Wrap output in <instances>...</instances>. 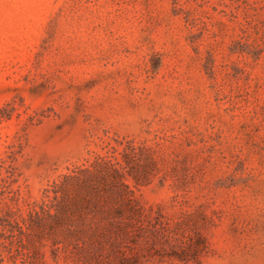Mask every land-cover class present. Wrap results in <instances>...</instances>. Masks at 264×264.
I'll return each instance as SVG.
<instances>
[{
	"label": "rangeland",
	"instance_id": "1",
	"mask_svg": "<svg viewBox=\"0 0 264 264\" xmlns=\"http://www.w3.org/2000/svg\"><path fill=\"white\" fill-rule=\"evenodd\" d=\"M0 264H264V0H0Z\"/></svg>",
	"mask_w": 264,
	"mask_h": 264
},
{
	"label": "trees",
	"instance_id": "2",
	"mask_svg": "<svg viewBox=\"0 0 264 264\" xmlns=\"http://www.w3.org/2000/svg\"><path fill=\"white\" fill-rule=\"evenodd\" d=\"M78 228H79V226H78V227H76L75 229H78ZM75 229H74V230H75Z\"/></svg>",
	"mask_w": 264,
	"mask_h": 264
}]
</instances>
